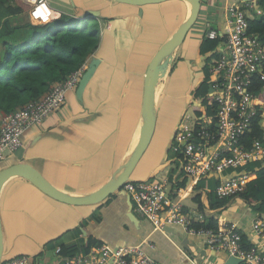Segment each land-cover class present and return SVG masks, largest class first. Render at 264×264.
I'll return each mask as SVG.
<instances>
[{
    "label": "crops",
    "instance_id": "1",
    "mask_svg": "<svg viewBox=\"0 0 264 264\" xmlns=\"http://www.w3.org/2000/svg\"><path fill=\"white\" fill-rule=\"evenodd\" d=\"M46 1L59 15L67 14L81 20L87 14H94L92 16L99 19L100 45L83 63L86 68L95 63V70L82 90L76 88L67 93L59 110L48 115L41 124L32 125L24 131L23 147L0 160V169L27 162L61 190L79 194L93 192L111 177L135 144L143 73L153 55L143 60L141 45L143 40H147L145 20L158 21L161 18L159 7L167 3L168 9L173 11L172 19L180 24L191 6L181 0L142 7L108 0ZM242 1L202 0L200 13L202 10L205 13L201 18L199 13L195 25L188 31L173 60L171 72L166 74L169 79L162 84L166 90L162 104L165 109L162 111L158 102V116L160 111L168 117L174 115L175 100L171 98H186V104L191 99L194 88L203 79L204 56L199 54V45L205 31L209 28L221 30L225 7ZM217 7L221 8L219 19L211 13ZM203 24H206L205 29ZM214 24L218 27H214ZM182 85L185 87L181 89ZM190 85L192 88H189ZM127 99L135 102L137 113L130 108L123 112ZM177 119L173 120V127ZM173 127L168 132V143L160 139L158 145L148 152L153 143L151 140L132 173L133 180H145L152 176L174 178L176 183H171V197L181 201L187 210L202 211L207 220L213 218L220 223L235 222L242 233L243 242H253L264 249V235L255 237L251 229L254 219H264V214L258 213L257 205L247 204L241 198H232L221 208L211 209L209 206L206 191L212 190L219 178H225L234 171L209 175L205 189L182 177L179 166L174 165V160L166 153ZM199 201L203 206L201 209ZM129 210L128 194L124 190L112 193L97 204L70 205L50 198L25 178L12 177L4 183L0 194L5 257L26 255L30 264H60L59 256L54 251L57 246L74 244L80 249L89 237L111 247L141 245L159 262L170 264L165 261L167 254L164 251L156 253L161 248L156 245L155 234L159 233L177 250L182 241L179 244L169 233L154 230L150 222L133 209L134 216L130 215ZM170 228L176 231V227ZM59 237L60 240L64 239L62 243ZM187 239V246H182L189 247L190 239L198 240L194 243V249L204 264H208L204 260L210 262L212 259L215 261L210 264H224L228 257L223 252L209 250L202 238Z\"/></svg>",
    "mask_w": 264,
    "mask_h": 264
},
{
    "label": "built area",
    "instance_id": "2",
    "mask_svg": "<svg viewBox=\"0 0 264 264\" xmlns=\"http://www.w3.org/2000/svg\"><path fill=\"white\" fill-rule=\"evenodd\" d=\"M22 1L29 5L28 14L33 22L46 23L60 16L46 0ZM260 1L228 4L223 28L205 31L209 39L223 40L218 59L209 68V102L205 105L197 100L189 105L191 113L179 117L168 151V156L178 162L182 177L193 185L209 175L234 171L215 182L213 189L220 199L240 198L250 180L245 166L264 163V100L258 95L264 93V48L258 35L248 30V16L263 13ZM85 69L82 64L40 99L1 117L0 160L5 158L4 152L23 147V133L28 127L41 124L62 107L67 93L77 88ZM254 123L261 135L249 140ZM171 183L176 180L169 176H152L127 181L122 189L129 195L133 211L150 222L154 230L166 234V227H177L187 238H202L209 250L240 259L239 264H264V249L256 243L243 242L235 222H223L218 228L206 226L202 211L187 210L181 201L171 197ZM251 229L255 237L264 235V219H254ZM178 250L188 264H197L181 247ZM54 251L60 264H164L141 245L111 247L100 243L72 256H61L60 245ZM1 264L30 262L28 256L19 255L6 258Z\"/></svg>",
    "mask_w": 264,
    "mask_h": 264
},
{
    "label": "trees",
    "instance_id": "3",
    "mask_svg": "<svg viewBox=\"0 0 264 264\" xmlns=\"http://www.w3.org/2000/svg\"><path fill=\"white\" fill-rule=\"evenodd\" d=\"M259 6L263 13L248 16V30L258 35L264 48V0ZM28 10L29 5L22 0H0V119L26 103L40 99L55 83L62 82L79 68L97 46L99 19L95 16L87 14L80 20L61 14L49 22L36 23L29 17ZM222 41L204 35L199 45V54L204 56L203 79L193 90L192 97L205 105L209 102V68L218 59ZM173 65L174 61L171 70ZM258 95L264 100V93ZM260 135L261 131L254 123L248 133L249 140ZM245 170L249 172L250 180L240 198L247 204L254 203L258 213L264 214V163L254 162L246 165ZM205 181L206 178L200 179L197 185L205 189ZM206 196L211 209L221 208L229 201L218 198L214 189L207 190ZM202 207L200 203L199 208ZM220 224L213 218L206 219V226L218 228ZM96 244L100 243L89 237L80 249L74 244H61L60 255L72 256Z\"/></svg>",
    "mask_w": 264,
    "mask_h": 264
},
{
    "label": "water",
    "instance_id": "4",
    "mask_svg": "<svg viewBox=\"0 0 264 264\" xmlns=\"http://www.w3.org/2000/svg\"><path fill=\"white\" fill-rule=\"evenodd\" d=\"M118 3H124L132 6L142 7L148 4H158L170 0H108ZM189 3L191 12L185 19L177 26L178 28L171 33V35L154 51L153 55L147 63L144 76L142 99L140 108V117L138 123V137L128 155L123 159L119 167L112 173L111 177L97 190L88 193H72L61 190L51 184L36 168L27 162H18L8 167L0 169V194L4 183L12 177H22L32 183L44 194L57 201L64 202L70 205H93L103 201L107 196L114 192L123 190V185L127 181H134L132 173L136 168L141 157L147 150L157 125V86L162 77L160 74V67L162 63H169L171 70L172 62L176 56L177 51L182 45L188 31L195 25L201 9L202 0H181ZM247 1V0H243ZM141 12V8L139 9ZM94 15V14H92ZM84 18V16L82 17ZM81 18V19H82ZM94 62V61H93ZM95 70V63L89 64L84 73L82 74L77 89L82 90ZM169 73V72H168ZM167 73V74H168ZM167 75L164 77V81ZM162 82V84L164 83ZM172 141V138L170 139ZM170 147V146H169ZM169 147L166 153L169 151ZM137 181V180H135ZM130 215H133L131 209L132 204L129 200ZM134 216V215H133ZM166 232L170 234L175 233L172 228L166 227ZM188 239L184 236L181 238L182 245L187 246L185 243ZM3 244V232L0 218V264L5 258ZM198 253L199 250L197 251ZM240 259L228 256L225 258L224 264H239Z\"/></svg>",
    "mask_w": 264,
    "mask_h": 264
},
{
    "label": "rangeland",
    "instance_id": "5",
    "mask_svg": "<svg viewBox=\"0 0 264 264\" xmlns=\"http://www.w3.org/2000/svg\"><path fill=\"white\" fill-rule=\"evenodd\" d=\"M168 7H169V5L167 3H165L159 7V8H161L160 13H159L161 15V18L158 21H155V23H154V21H151L149 19L145 20V23H144L145 29L144 30H145V36H147V40H145V41L143 40L142 45H141L142 52H143V54H142L143 60H148L150 58V56L154 53V51L172 33V31H170V30H173V32H174L178 28L177 26H179V23L176 22V20L174 21L172 19L173 11H170L168 9ZM220 9H221L220 7L213 8L211 13L213 14L214 18L219 19L218 16H219ZM203 12L204 11L202 10L200 13V18L205 13V12L204 13ZM177 17H178V15H177ZM220 19H221V17H220ZM213 26L218 27V25H215V24ZM203 27L205 29L206 24L205 25L203 24ZM100 42H101V38H100V36H98V42H97L96 47H98L100 45ZM165 75L161 74L162 79L157 86V103L159 102L161 109L163 108L162 104L164 103L165 94H166V90L164 88H162V82L164 81L163 76H165ZM143 76H144V73H143ZM168 79H169V77L165 78L166 81H168ZM193 82L194 81L191 82L192 85H193ZM192 85H190L189 88H192ZM180 87L182 89L183 87H185V85H182ZM176 99H179V100H176ZM170 100H175V102L173 103V105L175 106V113H174L175 118H178L180 115H182L185 112L191 113L189 106L185 102L186 98H182V97L181 98H171ZM129 108L134 113L135 112L137 113V105L135 104V102L130 101V99H127V100H125L123 108H122L123 112H125ZM164 109L165 108H163L162 111ZM162 111H160L159 116L157 115L158 128L156 129L155 134L153 135V138H152L153 143H151L152 145H150V147L148 148V150H147L148 152L153 149V146L155 147L158 145V141L160 139H161V141H163V143H168V136H169L168 132L173 127V122H174L173 120L175 118H174V115H171L170 117L163 115ZM4 154L6 157L9 153L4 152ZM173 164L176 166H179L178 162H176V161H174ZM235 200L239 201L241 199H235ZM227 209H229V208H227ZM175 229H176L175 233H171V236L175 241L178 240L179 241L178 243L180 244V240H181V238L184 237V235H183V233H181L179 231V229L177 227ZM58 240L61 241L60 243H62L64 239L63 240L58 239ZM154 240L156 241V245L161 248V249L157 250L156 253L157 252L161 253L164 251L167 254L165 261L171 262L170 264H188L187 260H185V257L179 252V250H177V248L174 249L173 245L169 241L165 240L163 238V236L159 235V233L155 234ZM196 241H198V240L190 239L189 247H184L181 245V248L190 257H192L194 262H196L197 264H199V263L204 264L195 252L194 243ZM157 261H159V260H157ZM204 261H205V263L210 264L211 261L214 262L215 259H212L210 262H208V260H204Z\"/></svg>",
    "mask_w": 264,
    "mask_h": 264
},
{
    "label": "bare ground",
    "instance_id": "6",
    "mask_svg": "<svg viewBox=\"0 0 264 264\" xmlns=\"http://www.w3.org/2000/svg\"><path fill=\"white\" fill-rule=\"evenodd\" d=\"M190 12H191V7H190V10H189V13ZM168 69H169V63H162V65L160 67V74L165 75L168 72ZM137 137H138V133L136 134L134 142L137 141Z\"/></svg>",
    "mask_w": 264,
    "mask_h": 264
},
{
    "label": "flooded vegetation",
    "instance_id": "7",
    "mask_svg": "<svg viewBox=\"0 0 264 264\" xmlns=\"http://www.w3.org/2000/svg\"><path fill=\"white\" fill-rule=\"evenodd\" d=\"M196 87H197V86H196ZM196 87H195V88H196ZM195 88H194V89H195ZM195 101H197V100H194L193 97L191 96V99L187 102V105L189 106L190 104L194 103ZM180 116H181V115H180ZM180 116H179V117H180ZM179 117H178L176 123L174 124L173 132H172V137H173V135H174V131H175V129H176V125H177V123H178Z\"/></svg>",
    "mask_w": 264,
    "mask_h": 264
}]
</instances>
